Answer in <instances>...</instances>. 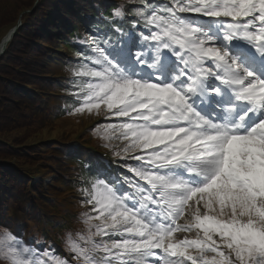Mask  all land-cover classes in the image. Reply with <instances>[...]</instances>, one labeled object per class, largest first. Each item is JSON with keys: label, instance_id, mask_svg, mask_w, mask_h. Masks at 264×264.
Listing matches in <instances>:
<instances>
[{"label": "snow or ice", "instance_id": "6c2138e0", "mask_svg": "<svg viewBox=\"0 0 264 264\" xmlns=\"http://www.w3.org/2000/svg\"><path fill=\"white\" fill-rule=\"evenodd\" d=\"M105 19L126 39L89 36L68 114L115 118L90 131L131 175L84 181L71 259L4 229L0 262L264 264V0H128Z\"/></svg>", "mask_w": 264, "mask_h": 264}, {"label": "trees", "instance_id": "16d2710c", "mask_svg": "<svg viewBox=\"0 0 264 264\" xmlns=\"http://www.w3.org/2000/svg\"><path fill=\"white\" fill-rule=\"evenodd\" d=\"M118 4L128 0H0V43L21 22L0 57V227L26 232L24 242L68 259L63 230L73 215L87 211L79 189L100 171L123 176V163L112 154L111 163L90 149L86 134L79 140L62 132L31 147L25 142L51 126L52 115L62 117L80 104L70 94L69 81L89 36L100 29L113 43L126 39L105 19ZM134 19L117 23L127 30Z\"/></svg>", "mask_w": 264, "mask_h": 264}, {"label": "rangeland", "instance_id": "374dc122", "mask_svg": "<svg viewBox=\"0 0 264 264\" xmlns=\"http://www.w3.org/2000/svg\"><path fill=\"white\" fill-rule=\"evenodd\" d=\"M75 60H77V58L73 57L72 61H75ZM61 98H64V97L61 96ZM61 107H62V102L57 103V111H59ZM68 113L69 112H67L66 110L63 112L62 117H59L57 115H52L51 117L52 125L31 133L30 136L32 137H30L25 142L26 147H31L32 145H35L36 143L42 144L46 141L49 142L52 139L54 140V138L58 139V137L62 134V132L63 133L71 132L74 135V138L79 139V140L83 137V135L86 134L87 139H91V145H88V147L92 149L94 152H98L99 155L105 158L109 157L108 160L112 162V157H111L113 155L112 150L108 147H105L104 146L105 142L99 138V135L97 133L90 131V129L95 128L98 124L115 122V118L111 120H106L105 118L106 114L103 110L101 111V114L99 116L95 114L89 115L87 112H85L84 114H76V115H69ZM116 143L117 142L115 141L113 142L114 146L116 145ZM131 161L132 160H129L128 163L133 164V162ZM122 163H124V161H122ZM121 171H123L124 173L123 175L128 173L126 168L125 169L123 168V170L121 169ZM117 172L118 171H115L113 172V174H116ZM72 218L73 219L76 218L75 221H73L72 219V222L69 224V227L63 230V233L66 235H68L69 233L75 234L78 230H80L83 227V225L80 223L81 214L79 216L73 215ZM2 230L3 228L0 227V231ZM13 233L21 239L26 236L25 235L26 232H23V231L13 230ZM179 235L182 236L184 234H179ZM37 237H40V236H37ZM38 241H42V240H38ZM31 245L33 246V244Z\"/></svg>", "mask_w": 264, "mask_h": 264}, {"label": "water", "instance_id": "95a60500", "mask_svg": "<svg viewBox=\"0 0 264 264\" xmlns=\"http://www.w3.org/2000/svg\"><path fill=\"white\" fill-rule=\"evenodd\" d=\"M21 25V22L18 26L13 28L12 30L9 31V33L3 38L1 44H0V57L4 54L8 43L11 41L12 37L14 34L17 32L18 27Z\"/></svg>", "mask_w": 264, "mask_h": 264}]
</instances>
